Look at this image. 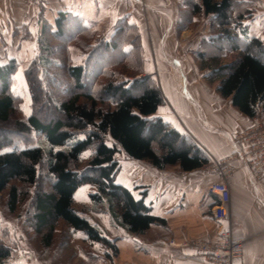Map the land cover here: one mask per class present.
I'll list each match as a JSON object with an SVG mask.
<instances>
[{
  "label": "trees",
  "instance_id": "1",
  "mask_svg": "<svg viewBox=\"0 0 264 264\" xmlns=\"http://www.w3.org/2000/svg\"><path fill=\"white\" fill-rule=\"evenodd\" d=\"M255 8L249 0H183L177 23L182 33L209 19L208 36L192 54L206 84L218 85L217 93L251 119L264 112V39L248 24ZM97 36L73 14L60 13L53 24L40 21L37 55L25 71L28 117L13 93L19 62L0 60V194L11 215L26 210V225L45 253L62 224L99 244L108 258L117 256V241L105 236L96 217L135 237L165 225L143 197L117 183L116 157L188 171L211 162L178 127L156 116L166 104L157 80L142 78L139 27L119 22L110 40L94 45ZM72 47L81 51V65L74 64ZM123 68L135 69L131 80L114 78L112 70ZM83 186L93 189L87 211L75 203ZM1 242L0 264H12V251Z\"/></svg>",
  "mask_w": 264,
  "mask_h": 264
},
{
  "label": "crops",
  "instance_id": "2",
  "mask_svg": "<svg viewBox=\"0 0 264 264\" xmlns=\"http://www.w3.org/2000/svg\"><path fill=\"white\" fill-rule=\"evenodd\" d=\"M182 1L145 0L144 11L139 0H0V60L7 57L20 61L18 32L37 28L40 21L53 24L60 13L79 16L86 26L107 39L119 22L136 24L144 50L150 49L154 56L157 82L166 104L156 116L177 127L172 118L175 116L180 123L178 131L190 139L200 158L208 159L210 164L212 159L221 161L235 153L234 138L240 130L252 126V119L236 110L231 99L222 98L217 93L218 85L206 84L205 73L191 68L184 59L188 51L185 45L192 36L202 37V32H178ZM260 25L264 26L263 20ZM251 34L264 39V27L258 34ZM153 72L150 66L145 75ZM260 117L264 121V112ZM116 160L121 166L117 183L137 200L143 197L152 215L164 220L165 225L154 226L135 237L110 227L108 221L104 226L98 223L107 238L117 241L118 254L108 258L88 252L83 255L82 264H213L186 247L169 246L172 241L177 246L219 243L220 227L211 216L216 199L208 188L220 178L208 171L210 164L191 171L180 166L167 167L161 168L162 173H155L151 163L118 157ZM228 184L232 193L233 235L245 241L244 264H264V179H253L247 167L238 164ZM87 245L90 250L102 251L99 244L85 242Z\"/></svg>",
  "mask_w": 264,
  "mask_h": 264
},
{
  "label": "rangeland",
  "instance_id": "3",
  "mask_svg": "<svg viewBox=\"0 0 264 264\" xmlns=\"http://www.w3.org/2000/svg\"><path fill=\"white\" fill-rule=\"evenodd\" d=\"M249 1L252 3L253 8L256 5V12L254 14L255 16L252 21L248 23L250 32H254V35H256L260 32V30L262 31V28L264 27L260 25V20L264 21V0ZM195 22L194 23L196 26L193 25L189 29H197L201 31L202 37L196 35L192 36L193 40L191 39L190 42L188 40L183 41H188L185 45L188 48V51L185 54L184 59L190 64L191 68L195 70L197 68L198 70L199 68L198 63L196 62V56H193L192 53L197 49L201 41L205 39L206 36H208L206 29L210 26V21L206 18H199ZM39 28L40 25H38L37 28H24L17 34L18 39H20L21 41V44L18 47V49L20 50L18 55V58L20 59V61H18L20 69L15 76L16 83L13 89V93L20 99V109L25 117L30 116L32 113V97L29 91L27 80L25 78V71L29 68L31 62L37 55L36 39L38 38L37 36L40 33ZM94 30L98 34V36L94 40V45L102 44L103 42L110 40L112 37L111 36L107 39L103 36H99L98 31L96 29ZM145 39L147 40L149 38L147 37ZM194 42L197 43L195 46H192V44L190 43ZM71 55L75 65H81L83 63V55L77 48H71ZM144 56L146 62H148L146 63V67L148 69L150 66L152 67L154 72L151 76H153L157 80V71L154 68V56L150 49L144 53ZM112 71L114 72V78L116 77L115 79L117 81L123 79L122 81L124 82L131 80L127 77L133 76L135 73L134 68H129L128 71L124 68L113 69ZM147 76L148 75L144 74L142 78ZM172 118L174 120V124H177V127L180 128L178 119L175 116H172ZM92 192L93 189L90 186H83L78 189L75 195V203L79 209L81 207H84L87 211L89 207H91L89 196ZM5 196V194H0V242L2 241L1 243L8 246L12 251V264H82L83 255L88 252H91L93 254L96 253L98 255L99 253L105 254V250L101 246L100 248H102V251H99L97 249L90 250L89 245L85 246V242L89 244V242L87 241L88 238L84 234L82 235L73 233L69 227V229L66 227L65 224H62L57 231L55 247L45 253V251L38 243V240L35 237L33 231L26 225V210L21 209L16 214L11 215L6 210ZM94 220L101 226H104V223H106V219L102 217H96ZM84 249L87 250L85 253L83 252Z\"/></svg>",
  "mask_w": 264,
  "mask_h": 264
},
{
  "label": "built area",
  "instance_id": "4",
  "mask_svg": "<svg viewBox=\"0 0 264 264\" xmlns=\"http://www.w3.org/2000/svg\"><path fill=\"white\" fill-rule=\"evenodd\" d=\"M144 11H147L145 0H139ZM236 151L228 158L218 161L212 159L208 171L219 176L220 182L208 188V193L216 199V206L211 212L212 218L219 224V243L197 242L180 246L172 241L171 247H186L213 264H244L243 250L245 241L236 239L232 225V193L229 179L237 172V165L243 164L255 180L264 179V121L258 115L252 119V126L238 132L234 138ZM152 172L162 173L160 167H152ZM174 175V172H168Z\"/></svg>",
  "mask_w": 264,
  "mask_h": 264
},
{
  "label": "bare ground",
  "instance_id": "5",
  "mask_svg": "<svg viewBox=\"0 0 264 264\" xmlns=\"http://www.w3.org/2000/svg\"><path fill=\"white\" fill-rule=\"evenodd\" d=\"M260 116V115H259ZM211 165V164H210ZM216 204H217V202H216Z\"/></svg>",
  "mask_w": 264,
  "mask_h": 264
}]
</instances>
